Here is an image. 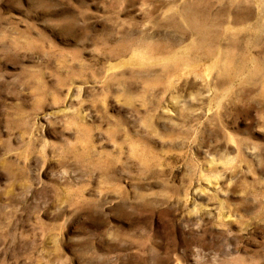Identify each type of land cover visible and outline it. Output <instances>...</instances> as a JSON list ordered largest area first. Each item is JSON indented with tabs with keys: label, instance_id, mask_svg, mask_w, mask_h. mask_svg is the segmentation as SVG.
<instances>
[{
	"label": "rangeland",
	"instance_id": "374dc122",
	"mask_svg": "<svg viewBox=\"0 0 264 264\" xmlns=\"http://www.w3.org/2000/svg\"><path fill=\"white\" fill-rule=\"evenodd\" d=\"M0 264H264V0H0Z\"/></svg>",
	"mask_w": 264,
	"mask_h": 264
}]
</instances>
